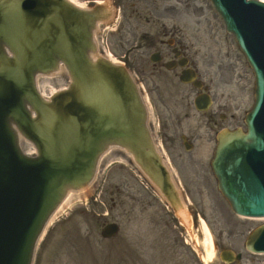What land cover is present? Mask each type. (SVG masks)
<instances>
[{"label":"water","instance_id":"95a60500","mask_svg":"<svg viewBox=\"0 0 264 264\" xmlns=\"http://www.w3.org/2000/svg\"><path fill=\"white\" fill-rule=\"evenodd\" d=\"M254 75V105L246 132L221 131L211 163L231 209L264 216V5L210 0ZM109 1L80 8L67 0H0V264H31L35 245L67 191L92 179L98 158L118 146L175 212L181 197L146 127V112L127 70L98 57L96 26ZM65 69L66 89L43 100L38 74ZM193 75L184 74L182 82ZM36 155H23L18 135ZM117 230L108 225L104 236ZM264 242V227L246 246Z\"/></svg>","mask_w":264,"mask_h":264},{"label":"rangeland","instance_id":"374dc122","mask_svg":"<svg viewBox=\"0 0 264 264\" xmlns=\"http://www.w3.org/2000/svg\"><path fill=\"white\" fill-rule=\"evenodd\" d=\"M92 1L96 0H76L84 5ZM123 1L118 22L113 27L116 29L105 32L109 50L116 60L126 62L143 85L151 120L154 117L153 134L162 144L188 200L206 225L197 222L193 228L187 229V234L179 227V236L174 235L177 229L173 228L171 219L167 226L161 223L155 229L150 228L146 219L153 212L166 215L163 207L156 203L149 188L141 183L129 156L110 149L102 157L94 181L72 202L70 209L65 210L63 219L59 218L60 222L57 220L49 227L37 248L33 264H156L159 260L145 249L157 243L174 242L180 246L183 238L190 244L195 240L199 255L204 256L209 247L206 226L212 240L238 249L247 233L262 223L238 220L220 200L208 168L214 141L209 143L207 129L214 126L213 123L208 124L193 110V89L180 85L172 73L162 69H154L157 71L154 73L148 60L156 50L150 48L149 43L158 35L162 23L168 27L173 25L185 42V51L196 65L199 77L209 87L213 98L212 112L227 116L213 128L211 140H214V132L220 127L242 126L253 99V77L233 38L225 33L207 0H131L130 3L136 4L135 11L130 10L126 0ZM133 14L136 18L132 17ZM142 33L147 34V41L140 40ZM161 50L169 51L166 47H161ZM67 83L68 76L65 70H61L48 77H39L37 88L47 98ZM182 94H189V111H185L189 116L186 118L181 114L184 106L178 103L187 101ZM187 130L195 134L194 140L189 139L193 145L189 152L184 150L180 139V134ZM130 197L142 205V199H145L151 205L142 214L136 207L129 216L126 208ZM111 222L119 225V233L114 239L104 240L100 237V229ZM172 234L178 240L172 238ZM129 244L135 254L131 263L127 261ZM241 252L243 260L240 264H250L254 257ZM256 258L259 264L264 262V256ZM212 261L219 264L216 255ZM164 262L171 264L168 259ZM182 264L202 262L196 258L193 262L185 258Z\"/></svg>","mask_w":264,"mask_h":264},{"label":"flooded vegetation","instance_id":"af4514ba","mask_svg":"<svg viewBox=\"0 0 264 264\" xmlns=\"http://www.w3.org/2000/svg\"><path fill=\"white\" fill-rule=\"evenodd\" d=\"M141 39L144 40V41H147V36L146 34H142L141 35ZM156 44H158L159 46L163 47L165 45H168V47L172 50V49H177V51L179 52V56L180 57H185L187 58V55L185 54V46L182 42V39L176 34V30H174V26H170V27H167L165 25H163L161 28H160V32L159 34L155 37V39H153L149 45L152 46V47H156ZM182 44V45H181ZM161 49V48H159ZM163 53H165L163 51ZM169 53V52H168ZM165 57H169V54H164ZM167 55V56H166ZM161 56V59L165 58L164 56L160 55ZM188 59V58H187ZM169 64L170 62H173L172 64H170L169 66L172 67V70H175L177 68V64L176 62L174 61L173 58H170L168 60H166ZM156 66H158V69L162 68L164 66V63L162 61L154 64ZM175 65V66H174ZM165 68V67H163ZM162 68V69H163ZM186 68H191V69H195L194 65H192V63L188 60L187 61V66ZM154 69H155V66H154ZM170 70V71H172ZM182 71V68H180V71ZM174 76H177L176 73L174 74ZM206 88L204 87V89L202 91H196V93L194 94V97L199 95L200 93H203V92H206ZM193 93V92H192ZM182 97H184L187 101H184V100H180L178 101V103L182 104L184 106V111H182V115L184 116V118H186L187 116H189V113L188 112H185V111H189V101H188V98H189V94H182ZM201 116H204V119L207 120V123L208 124H211L213 123L214 126H209V128L207 129L209 134H208V141L209 143L213 142L214 140H211V133H212V130L213 128H215L217 125H219L221 123V120H224L225 117L218 111H215V112H205V113H200ZM194 135V136H193ZM182 136H186L188 139L190 140H194L195 138V134L192 130H187L185 131L184 133L182 132L180 134V137L182 138ZM212 153V152H211ZM210 153V155H211ZM131 199V198H130ZM136 206V205H133V201L131 200L130 201V204L127 208V213H131L132 212V209L133 207ZM139 208L141 209V207L139 206ZM145 208V207H143ZM154 253H156V255L160 258H173V257H176L178 258V252L177 250L175 249V245H162L161 249H158V250H153Z\"/></svg>","mask_w":264,"mask_h":264},{"label":"bare ground","instance_id":"6f19581e","mask_svg":"<svg viewBox=\"0 0 264 264\" xmlns=\"http://www.w3.org/2000/svg\"><path fill=\"white\" fill-rule=\"evenodd\" d=\"M68 1L71 2V3H73V4H75V5H78L79 7H82L83 6V5L81 6L80 4H78L76 2V0H68ZM262 1H264V0H262ZM21 146H22V148H24V150H26V149L33 150V147H29V145L27 143L26 144L21 143ZM68 195H67L68 198L72 197L71 195H69V196ZM67 197H66V200L68 199ZM62 205H63V202L59 206V208ZM59 208L56 210V212L59 210ZM179 218H180L181 222H183V223H186L187 222L186 215H182L181 214V215H179ZM205 232H206V235H207V244H208L209 247L206 248L205 256H204L203 260H204L205 263H207V262H210L214 258V251H213V248H212V242H211V238H210L209 232H208V230L206 228H205Z\"/></svg>","mask_w":264,"mask_h":264}]
</instances>
